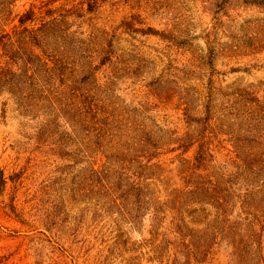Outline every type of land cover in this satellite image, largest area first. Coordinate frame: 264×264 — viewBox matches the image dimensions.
Listing matches in <instances>:
<instances>
[{"label":"rangeland","instance_id":"374dc122","mask_svg":"<svg viewBox=\"0 0 264 264\" xmlns=\"http://www.w3.org/2000/svg\"><path fill=\"white\" fill-rule=\"evenodd\" d=\"M0 264H264V0H0Z\"/></svg>","mask_w":264,"mask_h":264}]
</instances>
